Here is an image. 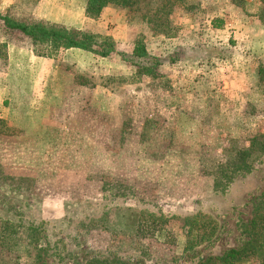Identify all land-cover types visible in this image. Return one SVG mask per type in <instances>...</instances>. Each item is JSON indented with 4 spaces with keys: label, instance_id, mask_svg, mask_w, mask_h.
I'll use <instances>...</instances> for the list:
<instances>
[{
    "label": "rangeland",
    "instance_id": "1",
    "mask_svg": "<svg viewBox=\"0 0 264 264\" xmlns=\"http://www.w3.org/2000/svg\"><path fill=\"white\" fill-rule=\"evenodd\" d=\"M86 3L0 0L2 15L115 48L37 44L0 18V264H198L241 247L264 164L228 180L217 161L264 132V0H137L97 18ZM137 41L178 61L134 67L121 53ZM131 208L179 218L132 237ZM198 211L219 229L190 248Z\"/></svg>",
    "mask_w": 264,
    "mask_h": 264
},
{
    "label": "trees",
    "instance_id": "2",
    "mask_svg": "<svg viewBox=\"0 0 264 264\" xmlns=\"http://www.w3.org/2000/svg\"><path fill=\"white\" fill-rule=\"evenodd\" d=\"M174 1L180 3L182 0ZM233 1L241 3L243 0ZM136 2L137 0H87L86 14L89 17L97 18L109 4L132 7ZM0 18L4 21L7 28L20 31L37 44L62 43L66 48H80L92 51L101 57H108L115 50L113 43L109 40H105L99 47L94 48L92 46L93 36L91 34H79L66 26L50 24L43 20H18L2 14H0ZM214 22L218 28L223 24V21L219 19ZM38 53L40 55L46 54L41 50ZM121 54L124 59L131 62L132 66L138 67L150 74L157 73L163 65L178 61L177 51L163 58L152 54L143 41H137L130 54L125 52ZM226 151L228 152L226 161H217V167L220 169L219 177L231 180L237 175L250 173L257 166L264 164V132L257 133L251 137L248 147H239L233 144ZM217 181L220 182V179L217 178ZM255 207L254 216L245 227L248 239L244 244L239 248L230 249L223 254L208 256L198 264H264V197L259 200L258 205H255ZM150 217L152 221L149 219ZM178 218L176 215L156 216L154 213L151 214L141 208H131V236L142 239L148 238L150 236L148 234H153V232H150V228L155 226V221L161 224H170L174 219ZM183 220L184 245H190V248L199 246L211 239L216 230L219 229L217 218L205 211L189 214ZM159 230V233L165 231L163 227H160ZM161 236H167L172 240L175 239L171 229Z\"/></svg>",
    "mask_w": 264,
    "mask_h": 264
},
{
    "label": "crops",
    "instance_id": "3",
    "mask_svg": "<svg viewBox=\"0 0 264 264\" xmlns=\"http://www.w3.org/2000/svg\"><path fill=\"white\" fill-rule=\"evenodd\" d=\"M74 49V48H73ZM76 49V48H75Z\"/></svg>",
    "mask_w": 264,
    "mask_h": 264
}]
</instances>
